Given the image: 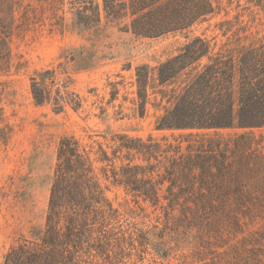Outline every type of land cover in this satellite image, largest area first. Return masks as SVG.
<instances>
[{
    "label": "trees",
    "instance_id": "1",
    "mask_svg": "<svg viewBox=\"0 0 264 264\" xmlns=\"http://www.w3.org/2000/svg\"><path fill=\"white\" fill-rule=\"evenodd\" d=\"M30 1L0 0V76L15 67L17 34L66 28L65 0ZM242 1L247 9L264 8V0L228 4L241 7ZM221 2H68L84 31L106 20L138 38L186 39L157 66H138L135 84L137 114L145 117L150 104L160 112L154 131L182 133L172 135L175 143L116 133L108 148L62 137L44 229L19 239L4 264H144L148 255L165 264L180 239L200 261L208 251L226 264H264V38L242 35L240 16L218 25L226 38L220 46L205 34L191 37L222 12ZM51 94L34 79L37 104ZM12 134L8 125L0 139L7 144ZM111 187L123 189L142 212L152 209L157 224L144 228L135 211L115 208L107 196Z\"/></svg>",
    "mask_w": 264,
    "mask_h": 264
},
{
    "label": "rangeland",
    "instance_id": "2",
    "mask_svg": "<svg viewBox=\"0 0 264 264\" xmlns=\"http://www.w3.org/2000/svg\"><path fill=\"white\" fill-rule=\"evenodd\" d=\"M69 1L65 0L63 8L64 32L50 33L49 27H44L17 34L12 42L15 67L10 74L0 76V136L8 125L13 130L7 144L0 139V264L19 239L31 238L44 229L62 137L75 136L85 145L98 142L108 148L116 133L157 139L165 136L173 143L172 135L182 133L154 131L160 112L150 104L145 117L137 114L135 84L138 66H157L175 55L186 39L171 35L138 38L123 30L122 24L106 20L99 29L84 31L75 26ZM221 1L222 12L196 27L191 37L205 34L220 46L226 38L218 25L226 20L235 22L240 16L241 26L247 29L242 35L264 38V8L247 9L243 1L241 7ZM44 73L45 80L40 77ZM34 79L41 89L52 88L50 101L35 102ZM107 196L121 212L135 211L134 220L144 228L157 224V214H151L149 208L139 210L123 189L111 187ZM172 247L175 250L165 264H226L208 251L198 260L184 239ZM187 253L190 256L184 258ZM146 258L144 264H154L152 255Z\"/></svg>",
    "mask_w": 264,
    "mask_h": 264
}]
</instances>
